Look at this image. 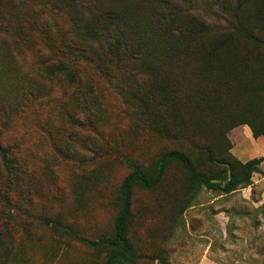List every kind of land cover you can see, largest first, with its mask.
Masks as SVG:
<instances>
[{"label": "trees", "instance_id": "trees-1", "mask_svg": "<svg viewBox=\"0 0 264 264\" xmlns=\"http://www.w3.org/2000/svg\"><path fill=\"white\" fill-rule=\"evenodd\" d=\"M31 1L64 13L70 28L40 26L23 10L25 0H0V264H28L26 242L14 234L29 230L39 196L31 156L10 132L48 107L62 126L54 130L50 120L36 126L49 131L55 151L79 165L92 162L75 149L78 134L64 127L87 123L96 130L106 123L93 85L81 77V61L133 102L156 137L174 145L147 166L124 158L131 170L113 199L112 234L79 239L106 253L101 264L141 259L129 236L134 195L160 189L170 166L185 177L182 191H166L165 204L156 208L170 229L203 189L223 196L252 184L264 157L242 162L231 153L228 133L247 125L255 139H264V0ZM218 19L226 24L218 26ZM64 133L68 141L61 146L57 137ZM83 146L103 152L95 137L87 136ZM96 183L95 171L78 176L73 195L83 201ZM41 222L55 232L73 230L58 217Z\"/></svg>", "mask_w": 264, "mask_h": 264}, {"label": "rangeland", "instance_id": "rangeland-1", "mask_svg": "<svg viewBox=\"0 0 264 264\" xmlns=\"http://www.w3.org/2000/svg\"><path fill=\"white\" fill-rule=\"evenodd\" d=\"M24 6L23 10L40 26L57 22L68 33L70 25L64 13L45 3L33 4L31 0H25ZM216 22L218 26L226 24L222 19ZM77 65L81 77L93 85L106 123L96 130L87 123L84 128L64 127L65 133L78 134L81 140L72 143L92 162L79 165L65 157L66 154L55 151L49 131L36 126L49 120L54 130L62 126L56 113L48 107H38L35 121L32 116L30 123L18 125L10 132V138L22 143V149L31 156V169L39 190L35 207L32 206L35 218L29 230L20 236L14 234L17 241L26 242L28 264H101L106 253L93 251L79 239L96 241L112 234L117 213L113 199L131 170L124 158L131 157L139 165L147 166L162 151L174 147L142 124L133 102L112 89L90 64L81 61ZM61 95L56 89L54 96ZM79 118L87 121L83 113ZM65 133L57 137L61 146L68 141ZM87 136L98 139L103 152L95 154L85 148ZM228 139L232 144L231 153L242 162L264 157V139H255L249 126L234 128L228 133ZM107 165L109 170L105 168ZM259 169L249 187L233 194L221 196L203 189L184 214L176 218L173 229L156 208L159 203L165 204L166 191H182L185 182L182 171L170 166L160 189L136 190L129 233L141 257L136 264H164V261L168 264H264V162ZM93 171L98 175V183L89 184L84 200L79 201L73 195L72 185L78 176H87ZM46 217L62 219L72 227L71 234L53 231L41 222Z\"/></svg>", "mask_w": 264, "mask_h": 264}]
</instances>
